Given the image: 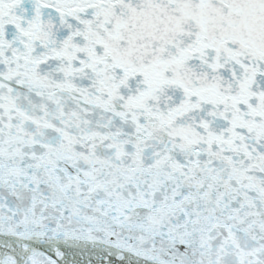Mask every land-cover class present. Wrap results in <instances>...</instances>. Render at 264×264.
Here are the masks:
<instances>
[{
    "label": "snow or ice",
    "instance_id": "1",
    "mask_svg": "<svg viewBox=\"0 0 264 264\" xmlns=\"http://www.w3.org/2000/svg\"><path fill=\"white\" fill-rule=\"evenodd\" d=\"M0 264H264V0H0Z\"/></svg>",
    "mask_w": 264,
    "mask_h": 264
}]
</instances>
